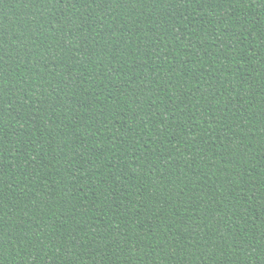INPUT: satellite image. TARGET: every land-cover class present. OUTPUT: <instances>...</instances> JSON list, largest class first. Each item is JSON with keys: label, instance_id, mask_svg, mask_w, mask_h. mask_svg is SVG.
<instances>
[{"label": "trees", "instance_id": "obj_1", "mask_svg": "<svg viewBox=\"0 0 264 264\" xmlns=\"http://www.w3.org/2000/svg\"><path fill=\"white\" fill-rule=\"evenodd\" d=\"M0 264H264V0H0Z\"/></svg>", "mask_w": 264, "mask_h": 264}]
</instances>
